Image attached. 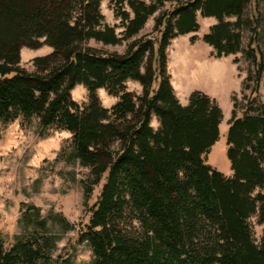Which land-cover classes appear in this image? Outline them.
<instances>
[{
  "label": "trees",
  "instance_id": "16d2710c",
  "mask_svg": "<svg viewBox=\"0 0 264 264\" xmlns=\"http://www.w3.org/2000/svg\"><path fill=\"white\" fill-rule=\"evenodd\" d=\"M101 1L0 0V121L37 117L41 128L69 131L70 157L90 169L86 199L102 181L80 230L92 251L87 264H264V231L256 239L251 223L264 226V44L250 40L242 50L245 0H111L121 36L103 23ZM166 2L174 6L159 12L152 33L133 38ZM198 12L216 19L202 36L215 57L243 51L254 66L243 82L251 105L237 116L233 104L225 132L231 176L205 158L220 136L218 103L196 90L182 104L167 72L170 41L198 30ZM130 38L124 53L88 44ZM43 45L52 50L33 58L34 71L18 66L22 47ZM127 80L140 83L141 95ZM77 84L88 94L82 108L71 98ZM99 88L118 97L110 109ZM31 208L22 214L29 233L9 248L0 233V264H61L52 256L56 236Z\"/></svg>",
  "mask_w": 264,
  "mask_h": 264
},
{
  "label": "rangeland",
  "instance_id": "374dc122",
  "mask_svg": "<svg viewBox=\"0 0 264 264\" xmlns=\"http://www.w3.org/2000/svg\"><path fill=\"white\" fill-rule=\"evenodd\" d=\"M143 1L150 3L153 0ZM245 2L246 23L241 30L242 50L246 49L250 40L253 46L264 44V0ZM173 6L174 2H166L147 19V23L133 38L151 34L155 17L160 11L170 10ZM120 9L132 16L127 4H123ZM100 11L104 16L103 23L114 26L115 32L121 36L123 27L120 16L116 14L115 4L111 0H102ZM200 18L202 20L208 17ZM234 19L235 17L227 18L230 21ZM209 27L201 21L197 31L178 35L170 41L166 49L167 72L172 86H175V94L181 98L183 95L189 97L197 90L218 103L223 113L220 136L205 158L210 166L231 176L225 132L233 104L235 103L237 116L242 114L246 106L251 105L250 90L243 88V82L249 73L254 72V66L244 58L243 51L215 57L213 48L202 40ZM192 36H195L194 41H191ZM133 38L124 39L116 45L94 40H89L88 44L103 51L124 53ZM51 50L47 45L38 49L22 47L18 66L32 72L35 70L33 58L48 54ZM235 58L238 59L237 62L234 61ZM247 84L252 85L250 81ZM125 85L128 91L141 95L142 86L139 82L127 80ZM259 93L260 101L264 103V73ZM97 95L105 108L110 109L118 101L117 96L108 94L104 88L97 89ZM71 98L82 108L88 99L85 86L75 85L71 90ZM38 122L37 117L30 122L21 118L9 123L0 121V233L4 245L6 248L11 247L32 230V226H26L22 214L26 210L32 212L31 206H34L39 208L40 216L56 236V248L52 251V256L61 264H87L92 258V251L81 239L80 230L88 221V207L95 202L102 181L93 187L91 195L86 199L81 181L89 177L90 169L70 157L72 134L54 125L41 128ZM150 124L154 129L159 126L154 114ZM261 191L264 193V187ZM251 223L254 236L259 239L264 226L257 224L255 217L251 218Z\"/></svg>",
  "mask_w": 264,
  "mask_h": 264
},
{
  "label": "crops",
  "instance_id": "0c3cea01",
  "mask_svg": "<svg viewBox=\"0 0 264 264\" xmlns=\"http://www.w3.org/2000/svg\"><path fill=\"white\" fill-rule=\"evenodd\" d=\"M201 16L199 15V12L197 13V20H198V23L201 25V21H204L205 23H206V26H210V25H212V24H214L215 22H216V19L214 18V17H208V18H203L202 20H201V18H200ZM201 20V21H200ZM207 22H206V21ZM147 23V22H146ZM148 23H149V20H148ZM192 32H190V33H186V34H191ZM173 88H174V90H175V92H176V89H175V86H173ZM175 95H177V98H178V100L182 103V104H186L187 102H188V96H182V98L180 97V95H178L177 93L175 94Z\"/></svg>",
  "mask_w": 264,
  "mask_h": 264
}]
</instances>
